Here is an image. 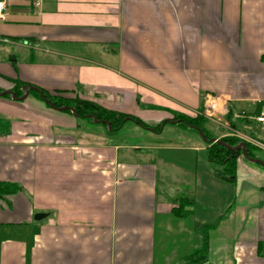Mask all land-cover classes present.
I'll use <instances>...</instances> for the list:
<instances>
[{
  "label": "crops",
  "instance_id": "0c3cea01",
  "mask_svg": "<svg viewBox=\"0 0 264 264\" xmlns=\"http://www.w3.org/2000/svg\"><path fill=\"white\" fill-rule=\"evenodd\" d=\"M5 2L0 92L21 81L79 96L162 123L147 128L156 134L176 112L212 108L210 131L258 140L264 157L255 119L264 0ZM6 95L0 182L18 190L0 197V264H264V169L254 161L239 158L229 181L197 131L137 140L121 132L126 123L92 129L31 92ZM242 116L262 128L242 126Z\"/></svg>",
  "mask_w": 264,
  "mask_h": 264
},
{
  "label": "trees",
  "instance_id": "16d2710c",
  "mask_svg": "<svg viewBox=\"0 0 264 264\" xmlns=\"http://www.w3.org/2000/svg\"><path fill=\"white\" fill-rule=\"evenodd\" d=\"M23 85V82L15 81V87L13 91L16 96L19 97L24 94L25 91L23 89ZM42 91L45 94L46 98L50 100V102H52L55 107L65 106V111L73 113L80 120L94 121V118H97L99 120L109 121L112 127V130L110 131L120 129L129 120L141 124L145 128L150 127L146 122L142 121L136 116L104 108L93 101L83 99L79 96L65 95L59 92L53 94L46 90ZM30 92L35 94L38 98L44 100L37 89H30ZM8 95L9 94H7L6 96ZM46 103L51 106L49 102ZM261 110L262 108L258 109V113H260ZM228 118H231V114L228 115ZM125 119L126 121L124 122ZM173 119L175 123L186 125L199 133V131L195 128L197 126L204 131L207 138L211 137L206 127L204 126V122L206 121V119H204L203 117H200L198 115L191 116L185 113L176 112L174 113ZM102 123L106 124V122L104 121H102ZM160 127L161 124L154 126L157 131L160 130ZM222 141L233 147L240 142L239 139L235 136H225L222 138ZM207 143L209 144V146L207 147V152L210 160L216 163L221 169L218 174L229 181H235L238 171V159L243 155V150L237 148H229L220 142L207 141ZM247 147L249 155L251 157H255L252 150L254 147L249 143H247ZM17 190L18 186L16 184L10 182H0V197L15 193ZM180 212L181 210H179V213ZM206 248L207 242L202 251ZM196 255V260L199 262H202L205 258V256L203 254H199V252L196 253Z\"/></svg>",
  "mask_w": 264,
  "mask_h": 264
},
{
  "label": "rangeland",
  "instance_id": "374dc122",
  "mask_svg": "<svg viewBox=\"0 0 264 264\" xmlns=\"http://www.w3.org/2000/svg\"><path fill=\"white\" fill-rule=\"evenodd\" d=\"M196 114L198 116L203 117L204 119H206V121L204 122V126L206 127L209 135L211 136L210 138H208L209 141L217 142V141H213L212 138H216V139L222 140V138L225 137V136H235L240 141L236 146H238L242 142L246 144V147H247V143L251 144L254 147L252 150H253V154H254L255 157H253V158H260L261 160L264 161V157L259 153L260 152V148L262 147V145H260L258 142H256L258 140H256V141L254 140V143H252L251 141H248L249 139H245V137H242L243 135L239 136V134L237 135V133H233V134H229V135H225V136L219 137V136L216 135V133L210 131L209 127L211 126V124H212V128L215 127L217 124H216V122L213 123L212 121H210V117L209 116L210 115L215 116V114H219L217 112V110L215 111V109L211 108V109H209L207 111V109H205V110H202L201 112H197ZM234 114H235V112H234ZM234 114H233V118H234ZM227 121L230 122V124H232V123L236 124L235 120H233L231 118H227ZM239 122L241 123L242 126L248 124L249 126H255L257 128H260V129L262 128L253 119H249V117H247V116H244L242 118V121H239ZM84 124L85 125L87 124L86 126H89L92 129H94V128L95 129H97V128L98 129L106 128L105 125H99L101 127H98L95 123H93L91 121H87ZM154 125L156 126L157 124H150V126H154ZM239 131H244V133H248V132H246L245 129L239 130ZM121 132L128 133L132 139H137V140L143 139V140H148V141H158V142H166V143H169V142H172V141H187L186 140L187 139V135H189V134H191V136L195 135V136L199 137V135L197 133H195L196 131H194L192 128H190V127H188L186 125H183V124L167 123L164 131L161 132V133H157L156 134L151 129L144 128V127L140 126L138 123H136V122H134L132 120H129V121L126 122V124L123 126ZM207 146H209L208 143H207ZM247 149H248V147H247ZM248 153H249V151H248ZM239 158H240L241 162L250 164L249 162L251 160H249V159L247 160V158L244 156V153ZM240 160L238 159V167H239V161ZM251 163H253V161H251ZM254 164L259 166L260 168L264 169V165L263 164H261L259 162H255Z\"/></svg>",
  "mask_w": 264,
  "mask_h": 264
},
{
  "label": "water",
  "instance_id": "95a60500",
  "mask_svg": "<svg viewBox=\"0 0 264 264\" xmlns=\"http://www.w3.org/2000/svg\"><path fill=\"white\" fill-rule=\"evenodd\" d=\"M23 89L25 90V93L23 94V96H21V98H24V97L28 96V94H29V92H30V89H37V90L40 92V94L42 95V97L44 98V100L47 101V102H49V103L51 104L52 107H55L54 104H53L52 102H50V100H48V99L46 98V96H45V94L43 93V91L40 90L39 88H37L36 86H33V85H25V86H23ZM4 94H11L12 97H16L14 91H12V90H5V91H3V92H0V96H2V95H4ZM55 108H58V109H65L66 107L63 106V107H55ZM94 121H95V122H102V121H104V122H106V123L108 124L109 128L111 129V124H110L109 121H106V120H99V119H97V118H94ZM125 121H126V119L124 120V122H125ZM170 121H171V122H174V120H170ZM195 128L199 131V133H200L201 136L204 138V140L209 141V139L207 138L206 134L204 133V131H203L201 128H199V127H197V126H196ZM212 140H213V141L220 142V143L226 145V146L229 147V148L242 149V150H243V153H244V156H245L247 159H249V160H251V161H254V162H259V163H261V164L264 165V161H263V160H261L260 158H253V157H251V156L249 155V153H248V149H247V147H246V144L243 143V142L240 143L238 146L233 147V146H230L229 144L225 143L224 141H222V140H220V139L212 138ZM42 216H43L42 214H37V215H36V218L39 219V218H41Z\"/></svg>",
  "mask_w": 264,
  "mask_h": 264
},
{
  "label": "built area",
  "instance_id": "2783aa9c",
  "mask_svg": "<svg viewBox=\"0 0 264 264\" xmlns=\"http://www.w3.org/2000/svg\"><path fill=\"white\" fill-rule=\"evenodd\" d=\"M6 10V2L5 0H0V20L4 18ZM211 105L214 106L213 101ZM257 122H259L264 127V106L260 113L255 116Z\"/></svg>",
  "mask_w": 264,
  "mask_h": 264
},
{
  "label": "flooded vegetation",
  "instance_id": "af4514ba",
  "mask_svg": "<svg viewBox=\"0 0 264 264\" xmlns=\"http://www.w3.org/2000/svg\"><path fill=\"white\" fill-rule=\"evenodd\" d=\"M107 124V123H106ZM108 125V124H107ZM109 127V126H108ZM109 130H112V127H111V129L109 128Z\"/></svg>",
  "mask_w": 264,
  "mask_h": 264
}]
</instances>
